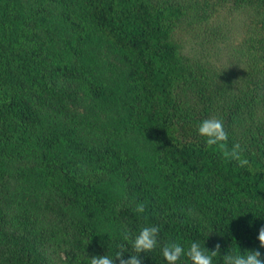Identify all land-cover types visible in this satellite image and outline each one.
<instances>
[{
    "label": "trees",
    "instance_id": "16d2710c",
    "mask_svg": "<svg viewBox=\"0 0 264 264\" xmlns=\"http://www.w3.org/2000/svg\"><path fill=\"white\" fill-rule=\"evenodd\" d=\"M227 1L254 10L229 52L241 72L217 64L229 44L199 0H0V264L128 259L122 233L152 225L142 264L170 242L264 257V0ZM192 17L198 57L178 35ZM208 118L250 169L207 147Z\"/></svg>",
    "mask_w": 264,
    "mask_h": 264
},
{
    "label": "clouds",
    "instance_id": "9594fccd",
    "mask_svg": "<svg viewBox=\"0 0 264 264\" xmlns=\"http://www.w3.org/2000/svg\"><path fill=\"white\" fill-rule=\"evenodd\" d=\"M198 134L205 138L208 148H216L220 151L226 160L235 161L240 168H251L250 160L245 156V148L239 142L232 143L229 147V134L224 127L222 120L217 118H208L203 120L198 127ZM137 213H144L145 205L137 204L134 209ZM192 215V210H189ZM160 228L158 226H144L133 238L129 230L125 229L122 233L123 240L131 244L132 252L135 253L131 258L124 257L125 251H128L125 244L120 245V250L115 257L108 255L92 256L90 264H142L139 254L142 252H152L158 246V236ZM258 240L260 247L264 248V227L259 229ZM221 245L216 244L215 250L206 252L197 242H192L190 247L185 250L181 244L170 242L162 247V255L167 264H178L182 256H187L192 264H213V258L220 252ZM223 264H264V257L259 250H249L244 253L232 251L223 256Z\"/></svg>",
    "mask_w": 264,
    "mask_h": 264
},
{
    "label": "rangeland",
    "instance_id": "374dc122",
    "mask_svg": "<svg viewBox=\"0 0 264 264\" xmlns=\"http://www.w3.org/2000/svg\"><path fill=\"white\" fill-rule=\"evenodd\" d=\"M196 0H193V3ZM201 2H205L206 6L208 7V12L206 9L205 14L207 13V20H202L195 18L191 21L192 18L186 19L178 28V35L184 41V49L183 52L185 55H189L191 57H198L199 46L195 44V42L190 41L192 39H196V34L203 32L205 29V21L208 22L209 25H213L214 28L217 25H220L219 31L216 32V36L218 38L217 42L221 46H229L224 47V54L219 56L221 58L219 61L218 58V65L220 67H224L225 63L232 67L231 69H235L238 72H241L240 66L241 63L235 61L230 56V49L233 46L240 47L242 45L246 34L251 32L253 27V17H254V10L252 7H245V8H238L237 6L233 5L230 1L227 0H199ZM201 6V5H200ZM205 6V7H206ZM198 19V20H197ZM190 22V23H189ZM189 38V39H186ZM211 49H214V45H208ZM237 54V53H235ZM231 57V62L229 59ZM229 62V63H228ZM224 63V64H223ZM243 66V65H242ZM241 66V67H242ZM240 71H239V70ZM191 95H194L191 93Z\"/></svg>",
    "mask_w": 264,
    "mask_h": 264
}]
</instances>
